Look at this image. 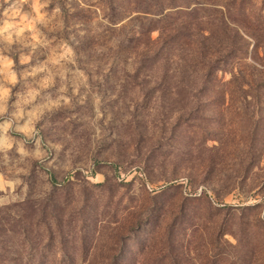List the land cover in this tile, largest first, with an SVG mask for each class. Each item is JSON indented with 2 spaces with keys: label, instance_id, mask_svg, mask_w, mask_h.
Segmentation results:
<instances>
[{
  "label": "rangeland",
  "instance_id": "374dc122",
  "mask_svg": "<svg viewBox=\"0 0 264 264\" xmlns=\"http://www.w3.org/2000/svg\"><path fill=\"white\" fill-rule=\"evenodd\" d=\"M0 264H264V0H0Z\"/></svg>",
  "mask_w": 264,
  "mask_h": 264
},
{
  "label": "trees",
  "instance_id": "16d2710c",
  "mask_svg": "<svg viewBox=\"0 0 264 264\" xmlns=\"http://www.w3.org/2000/svg\"><path fill=\"white\" fill-rule=\"evenodd\" d=\"M171 231L169 230V234L167 235V240H168V244L171 247H174L176 246L175 243L173 242L174 241V235L172 234V232L170 233ZM174 248H171V250L173 251ZM182 252V250H180Z\"/></svg>",
  "mask_w": 264,
  "mask_h": 264
}]
</instances>
